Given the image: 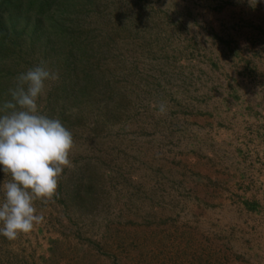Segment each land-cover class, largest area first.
I'll list each match as a JSON object with an SVG mask.
<instances>
[{"label":"rangeland","instance_id":"obj_1","mask_svg":"<svg viewBox=\"0 0 264 264\" xmlns=\"http://www.w3.org/2000/svg\"><path fill=\"white\" fill-rule=\"evenodd\" d=\"M250 2L55 0L39 26L70 18L48 58L32 21L2 48L0 109L43 62L59 79L41 111L74 144L33 229L0 236V264H264V2Z\"/></svg>","mask_w":264,"mask_h":264},{"label":"clouds","instance_id":"obj_2","mask_svg":"<svg viewBox=\"0 0 264 264\" xmlns=\"http://www.w3.org/2000/svg\"><path fill=\"white\" fill-rule=\"evenodd\" d=\"M58 79L43 62L20 73L9 89L11 99L0 109V173L10 177L0 180V236L8 240L33 229L39 220L35 200L51 198L63 168L70 165L71 131L38 103L49 82ZM165 111L159 105V112Z\"/></svg>","mask_w":264,"mask_h":264},{"label":"trees","instance_id":"obj_3","mask_svg":"<svg viewBox=\"0 0 264 264\" xmlns=\"http://www.w3.org/2000/svg\"><path fill=\"white\" fill-rule=\"evenodd\" d=\"M54 1L0 0V53L5 45L11 47V45L16 44L19 40H23L24 34L27 33L26 29L32 21L34 26L32 27L33 34H30L31 47L33 49L38 47L45 58H48L51 54L47 53L60 46L59 40L62 38L59 33L62 30L63 23L70 18V16L56 18L54 30L39 26L44 13ZM57 28H59V33L56 32Z\"/></svg>","mask_w":264,"mask_h":264}]
</instances>
